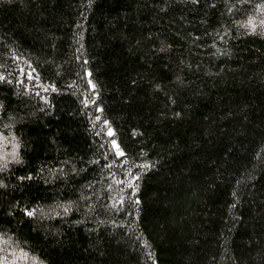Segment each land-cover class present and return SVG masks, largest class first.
Returning <instances> with one entry per match:
<instances>
[{
  "label": "trees",
  "instance_id": "trees-1",
  "mask_svg": "<svg viewBox=\"0 0 264 264\" xmlns=\"http://www.w3.org/2000/svg\"><path fill=\"white\" fill-rule=\"evenodd\" d=\"M0 264H264V0H0Z\"/></svg>",
  "mask_w": 264,
  "mask_h": 264
},
{
  "label": "snow or ice",
  "instance_id": "snow-or-ice-1",
  "mask_svg": "<svg viewBox=\"0 0 264 264\" xmlns=\"http://www.w3.org/2000/svg\"><path fill=\"white\" fill-rule=\"evenodd\" d=\"M109 135H111V132L109 133ZM121 155H122V153H121Z\"/></svg>",
  "mask_w": 264,
  "mask_h": 264
}]
</instances>
